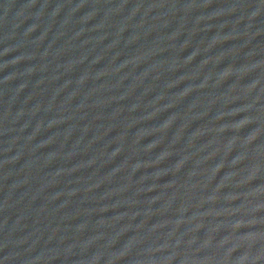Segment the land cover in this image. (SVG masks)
I'll use <instances>...</instances> for the list:
<instances>
[{
    "label": "water",
    "instance_id": "1",
    "mask_svg": "<svg viewBox=\"0 0 264 264\" xmlns=\"http://www.w3.org/2000/svg\"><path fill=\"white\" fill-rule=\"evenodd\" d=\"M0 264H264V0H0Z\"/></svg>",
    "mask_w": 264,
    "mask_h": 264
}]
</instances>
